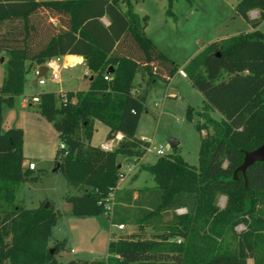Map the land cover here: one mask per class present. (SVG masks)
Returning a JSON list of instances; mask_svg holds the SVG:
<instances>
[{"label": "trees", "instance_id": "obj_1", "mask_svg": "<svg viewBox=\"0 0 264 264\" xmlns=\"http://www.w3.org/2000/svg\"><path fill=\"white\" fill-rule=\"evenodd\" d=\"M175 1L167 0L169 16ZM235 10L252 31L208 44L182 68L204 98L198 168L179 154L162 156L139 169L153 176L155 187L120 194L117 158L145 156L150 144L136 132L147 97L159 83L168 86L180 67L147 37L148 17L135 14L131 0H0V139L14 150L0 153V264H59L65 250L64 242H56L53 253L49 247L62 217L54 204L28 209L17 200L21 185L37 178L18 153L21 131L2 133L1 127L4 109L24 94L27 74L67 55L82 57L94 76L88 90L41 92L36 99L58 133L57 171L82 192L66 202L74 216L105 214L112 226L136 229L113 236L105 261L68 264H264V163L248 168L246 180L241 173L234 179L244 153L264 144V33L258 30L264 0H238ZM252 11L257 18H250ZM137 76L142 89L135 88ZM212 111L224 118L213 119ZM96 121L109 128L108 140L122 134L114 150L91 145ZM240 224L245 230L237 232Z\"/></svg>", "mask_w": 264, "mask_h": 264}, {"label": "rangeland", "instance_id": "obj_2", "mask_svg": "<svg viewBox=\"0 0 264 264\" xmlns=\"http://www.w3.org/2000/svg\"><path fill=\"white\" fill-rule=\"evenodd\" d=\"M137 1L135 12L149 18L148 35L180 68H183L208 44L251 29L235 10L238 0H176L171 8L174 16L167 15V0ZM258 30L264 33V21ZM0 55L4 57V53ZM59 64L62 65V62ZM65 73L62 69L64 81ZM3 75L0 65V87ZM47 78L49 79V76ZM224 78L226 76H223ZM37 82L36 80L33 85L30 83L27 86V94L32 91H55L61 86L51 81H47L44 86L38 85ZM64 84L67 88L84 90L88 87V79L83 78L81 85H78L77 81ZM172 93L175 97L169 96ZM24 98V96L16 97L14 105L4 109L1 127L2 133L9 130L21 131V148L18 153L36 167L32 172V178L37 180L30 179L23 183L17 194V200L28 209L38 208L43 202H52L56 210L61 212L62 217L53 228L49 242L51 249L56 242L65 243V250L57 256L59 264H68L72 261H105L109 242L114 237L130 234L133 231L132 227L126 226L124 230L112 228L110 219L105 214L97 217H77L72 214L66 197L80 195L82 192L69 188L62 173L55 171L56 150L61 145L58 133L39 113L36 99H27L26 108H22ZM29 103L32 104L31 107ZM203 106L202 94L179 72L169 87L163 83L154 87L149 92L145 111L141 115L136 132L138 138H149L152 143L144 163L153 164L154 160L160 157L156 151L162 149L165 151V156L179 154L190 166L198 168L201 138L206 131L200 133L196 127L204 123L199 114L202 113ZM210 116L217 121L224 118L218 111L210 112ZM94 127L91 145L100 147L108 140L109 128L98 121L95 122ZM169 139L179 143L175 150L169 145ZM0 153H14L5 139H0ZM123 158L129 159L133 164L134 159L120 156V159ZM147 175L151 177L150 174ZM136 185L143 186V183L138 181ZM225 200V197H220L218 202L220 208L224 207ZM152 232L149 230V233ZM261 245H263L262 240H260ZM231 246L233 247L234 244L231 243ZM247 264H254V261L249 259Z\"/></svg>", "mask_w": 264, "mask_h": 264}, {"label": "crops", "instance_id": "obj_3", "mask_svg": "<svg viewBox=\"0 0 264 264\" xmlns=\"http://www.w3.org/2000/svg\"><path fill=\"white\" fill-rule=\"evenodd\" d=\"M131 2L133 4L134 13L137 14L141 18L144 17V16L139 15L137 12H135V7H136V4H137L138 1L137 0H131ZM121 8L124 10V5H121ZM254 13H257L259 15L258 11H252V12L249 13V16H250L251 19H253L252 15ZM148 20H149V18H148ZM102 22L105 25L109 24V22H108V20L106 18H103ZM148 26H149V24H148V21H147V25H146V28H145V33H146L147 37L153 42V44L156 46V48L159 51L162 52V50L157 46L155 41L148 35V28H149ZM250 31H252V28L248 32H250ZM1 53L2 52H0V54ZM2 58L4 59V57L0 55V61H1ZM51 61H54L60 67L59 81L56 82V83L61 85L58 90L51 91V92H55L57 94H61V93H66V92H70V91L83 90V88H67L64 83H66V85H68L70 82H76L77 81V83H79L78 85H81V82H82L83 78H85V77L88 79V87L86 89H84L83 91L88 90V88L90 87V83L93 80L94 76L89 72V70H88V68H87V66H86V64H85V62H84L82 57L75 56V55H67V56H62V57L55 58V59H53ZM60 62H62V65L59 64ZM0 65L2 66V70H3V74H4L3 64L0 63ZM38 68H39V66L36 68V70L32 69L26 76V85H25V90H24V94H23V96L25 97L24 101L25 100L27 101V99H37L38 94L41 93V92H34V91H32L30 94L26 93L27 86L30 83H31V85H33L35 83V81L37 80L38 81L37 83L39 85ZM62 69L66 72L65 73V78H66L65 81L62 79ZM180 69L181 70L179 71V74L181 76H183V77H186L185 74L182 72V68H180ZM48 76H49V79L47 78ZM47 77H46L48 79L47 81H50V74H48ZM172 80H171V82H172ZM141 83H142L141 76H137L136 79H135V88L136 89H142L141 88ZM170 83H169V85H170ZM169 85H168V87H169ZM169 96L170 97H175V94L172 93V94H169ZM31 106H32V104L29 103V107H31ZM22 108H26L25 102H23ZM118 134L122 135L120 133H118ZM205 135H206V133H203L202 137L205 136ZM136 137L138 138L137 133H136ZM138 139L143 140V141H147L150 144V146L152 144V143H150V139L149 138H138ZM178 145H179V143L177 144L176 148L178 147ZM146 154H145V156L142 159H140L138 161L136 159L132 158V159H134V161H132L133 164L130 163L129 159H127V158L126 159L125 158L120 159V156H118L117 163L121 166V175H122L121 179L118 182V186H117V191L120 194L122 193V191H127V190L137 191L139 189H151V188L155 187V182L153 180V176L151 175V177H150V176L147 175L149 173L139 170L142 165H144V166L152 165V164L144 163V159L146 157ZM160 157H158V158H160ZM158 158H156V160H154L153 164L157 161ZM27 163H29V162H27L25 160L24 161V165L26 166ZM138 181H142L143 186L136 185V183ZM133 198L134 199L137 198V193L136 192L133 194ZM116 226H118V225H114V226H112V228L113 227L117 228ZM126 226H129V225H126ZM129 227H132L133 231H131V233H134L135 232V227L134 226H129Z\"/></svg>", "mask_w": 264, "mask_h": 264}, {"label": "built area", "instance_id": "obj_4", "mask_svg": "<svg viewBox=\"0 0 264 264\" xmlns=\"http://www.w3.org/2000/svg\"><path fill=\"white\" fill-rule=\"evenodd\" d=\"M257 16V13H254V15H252V18L255 19ZM46 66L48 67V72L47 74L42 77V78H39V85L41 86H44L47 84V75L50 74V81L53 82V83H56L59 81V74H60V67L54 62V61H50L46 64ZM184 75V74H183ZM105 80H109L108 77H105ZM25 104L28 103L26 100L24 101ZM123 136L122 135H119V134H116L113 136L112 139L110 140H107L104 144H102L100 147L102 150L104 151H112L116 148V146L118 145V143L122 140ZM150 149V148H149ZM148 149V151H149ZM156 154L158 156H165V151L160 149V150H157L156 151ZM26 167L33 171L36 169L35 165L33 163H27ZM122 175L120 176V179H121ZM113 198H114V194H110L109 198H108V203L106 205V209L108 211H111V207H112V201H113ZM178 213H184V210H179ZM119 230H124L125 226L123 225H118L116 226ZM245 230V225L244 224H240L236 227V231L237 232H241V231H244ZM73 252V251H72Z\"/></svg>", "mask_w": 264, "mask_h": 264}, {"label": "water", "instance_id": "obj_5", "mask_svg": "<svg viewBox=\"0 0 264 264\" xmlns=\"http://www.w3.org/2000/svg\"><path fill=\"white\" fill-rule=\"evenodd\" d=\"M4 59L2 58L0 63L3 64ZM48 72V67L46 65H41L38 68V77L42 78L46 75ZM112 70L109 69L107 73H111ZM169 145L171 146L172 149H175L177 146V142L174 139H169L168 140ZM256 163H264V144H262L260 147L257 149L250 151V152H245L244 153V160L241 166H239L235 173H234V179H237L238 173H241L246 180V172L247 169L252 167ZM58 165L55 168V171H57ZM51 253H53V249H51Z\"/></svg>", "mask_w": 264, "mask_h": 264}]
</instances>
